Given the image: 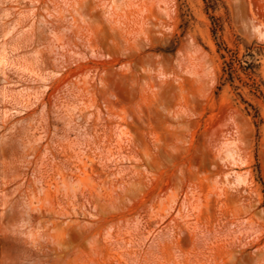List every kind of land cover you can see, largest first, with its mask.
Wrapping results in <instances>:
<instances>
[{
    "label": "rangeland",
    "instance_id": "rangeland-1",
    "mask_svg": "<svg viewBox=\"0 0 264 264\" xmlns=\"http://www.w3.org/2000/svg\"><path fill=\"white\" fill-rule=\"evenodd\" d=\"M0 264H264V0H0Z\"/></svg>",
    "mask_w": 264,
    "mask_h": 264
},
{
    "label": "bare ground",
    "instance_id": "bare-ground-1",
    "mask_svg": "<svg viewBox=\"0 0 264 264\" xmlns=\"http://www.w3.org/2000/svg\"><path fill=\"white\" fill-rule=\"evenodd\" d=\"M263 1V0H262ZM131 4V3H130ZM131 6V5H130ZM133 6V5H132ZM249 7V6H248ZM249 10V12L248 13H250V16H251V21H250V23H251V26L254 28V29H256V31H257V29H258V27L255 25V21H257V20H259V16H258V11L256 10V7L254 8V5H253V2L251 1L250 2V9H248ZM253 29V30H254ZM259 31V30H258ZM259 33V32H258ZM260 35V34H259ZM263 35V34H262Z\"/></svg>",
    "mask_w": 264,
    "mask_h": 264
}]
</instances>
